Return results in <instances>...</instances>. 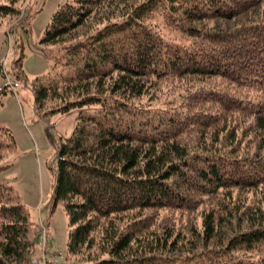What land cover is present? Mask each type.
Masks as SVG:
<instances>
[{"label":"trees","instance_id":"16d2710c","mask_svg":"<svg viewBox=\"0 0 264 264\" xmlns=\"http://www.w3.org/2000/svg\"><path fill=\"white\" fill-rule=\"evenodd\" d=\"M42 41L74 74L33 79L38 112L79 108L53 197L68 260L264 264V0H67ZM15 150L0 125V163ZM38 237L0 181V264H33Z\"/></svg>","mask_w":264,"mask_h":264},{"label":"rangeland","instance_id":"374dc122","mask_svg":"<svg viewBox=\"0 0 264 264\" xmlns=\"http://www.w3.org/2000/svg\"><path fill=\"white\" fill-rule=\"evenodd\" d=\"M66 1L23 0L17 17L0 22V69L6 74L0 70V125L16 140V150L0 163L9 165L0 173V181L15 188L37 223L34 264H89L68 260L69 218L62 203H53L59 147L70 142L79 108L42 116L44 111L36 108L32 84L38 77L48 81L74 74L65 64L64 51L42 41L52 16ZM167 37L179 41L176 34ZM19 57L22 70L13 68ZM56 105L51 102L44 110ZM97 109L96 105L83 108L88 112Z\"/></svg>","mask_w":264,"mask_h":264},{"label":"built area","instance_id":"2783aa9c","mask_svg":"<svg viewBox=\"0 0 264 264\" xmlns=\"http://www.w3.org/2000/svg\"><path fill=\"white\" fill-rule=\"evenodd\" d=\"M33 264H34V262H33Z\"/></svg>","mask_w":264,"mask_h":264}]
</instances>
